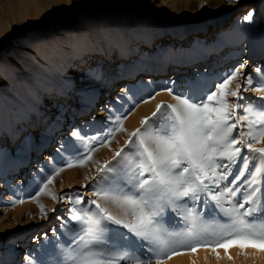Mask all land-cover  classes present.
<instances>
[{
  "label": "rangeland",
  "instance_id": "obj_1",
  "mask_svg": "<svg viewBox=\"0 0 264 264\" xmlns=\"http://www.w3.org/2000/svg\"><path fill=\"white\" fill-rule=\"evenodd\" d=\"M171 1L0 0V124H11L13 134L7 143L6 133L0 127V151L6 153L0 156V226L6 230L4 234L0 232V264H7L6 260L11 257L5 248L7 238L11 239L12 249L18 245L10 264H28L29 253L39 254L48 261L49 254H54L66 239L71 225L62 226L61 217H67L70 205L65 201L57 203L47 194L41 195L38 201L31 197L39 191L42 178L46 179L68 159V153L58 154L62 144L71 142L83 151V141L71 136L73 130H79L81 137L94 136L110 126V116L126 115L123 126L128 132L134 131L140 127L142 118L156 111L158 103H175L161 89L171 86L175 92L193 77L187 71L173 70L162 77L152 75L150 85L140 87L136 82L141 73L135 72L128 85L124 84L125 79H119L109 95L101 96L90 109L85 108L82 88L100 86L99 79L115 70V65L123 64L114 45L108 46L107 54H93L96 43L105 42L106 37L114 39L113 34L119 35L128 42L131 54L137 48V55L133 57L140 65L150 50L144 41L150 34L163 30L160 38L153 39L150 53L159 57L165 54L171 63L187 65L186 69L209 63V77L229 72L241 64L248 65L245 73L256 66L264 69V56L250 59L244 52L247 40L264 34V0H239L236 4H229L228 0H175L178 9L173 8ZM248 11L254 12L251 22L243 20ZM219 21L223 23L220 26ZM71 44H76L77 56L68 51ZM170 81H176V85L169 84ZM231 87L234 89L235 83ZM155 92L160 94L148 103L143 102ZM71 95L77 105L83 106L77 114L70 113ZM244 95L254 97L255 94ZM79 99L83 104H79ZM50 107L51 112L45 115L46 121L41 125L37 112ZM149 108L151 111L141 116ZM69 113L72 119L67 118ZM58 116H62V122L57 123ZM29 119L35 121V130L32 138L22 144ZM58 128L65 130L63 136H55ZM126 139L125 133L117 132L110 147H99L93 159L100 163L111 160L110 149H119ZM38 141L41 145H37ZM44 143L47 145L42 146ZM34 144L38 146L35 159ZM13 157L24 158L25 166L19 163L14 169ZM21 169L23 174L17 171ZM85 175L90 178L96 175V165L91 160L86 167L66 168L55 176L48 189L58 195L87 193L86 199L94 198L92 185L85 180ZM85 184L87 188L81 187ZM17 199L24 202L13 205L12 201ZM38 203L56 211L42 217ZM217 251L220 259L210 249L200 248L195 253L174 256L165 264H264V253L253 249H246L245 257L240 249L232 247L231 260L224 249Z\"/></svg>",
  "mask_w": 264,
  "mask_h": 264
},
{
  "label": "snow or ice",
  "instance_id": "obj_2",
  "mask_svg": "<svg viewBox=\"0 0 264 264\" xmlns=\"http://www.w3.org/2000/svg\"><path fill=\"white\" fill-rule=\"evenodd\" d=\"M253 16L248 11L243 20L251 22ZM247 68L241 64L213 77L205 69L175 92L165 86L161 90L175 103H158L134 131L124 128L126 115L110 116V126L94 136L73 130L83 151L62 144L58 154L68 153V159L42 178L31 197L38 201L47 194L67 202L68 215L61 219L70 230L48 261L29 253L28 264H165L200 248L210 249L216 259L220 248L230 260L232 247L245 257L246 249L264 253V69L245 73ZM247 92L254 97H245ZM117 132L127 135L124 145L110 149L111 160H94L93 153L110 147ZM90 160L96 175L84 178L94 198L48 189L66 168L86 167ZM38 207L42 217L56 211Z\"/></svg>",
  "mask_w": 264,
  "mask_h": 264
},
{
  "label": "bare ground",
  "instance_id": "obj_3",
  "mask_svg": "<svg viewBox=\"0 0 264 264\" xmlns=\"http://www.w3.org/2000/svg\"><path fill=\"white\" fill-rule=\"evenodd\" d=\"M171 5L173 6V8L178 9V4L175 0L171 1ZM219 22L220 23L218 24V26L223 24L222 21H219ZM162 33H163V30H160L156 33H153L152 35L150 34L149 38L144 41L145 47L147 49H150V50H148L146 52L145 58L143 60L144 62L140 65H138L137 59L135 57H133V56L137 55L136 54L137 48L133 49L135 54H131V52L129 51L128 42H126L124 39L119 37V35L113 34L112 36L114 37V39L106 37V39L104 40L105 42L96 43V45L93 48V52H94L93 54H96V55L107 54L108 46L114 45L116 53L123 60V64L122 63L121 64H122V66L124 65L125 67L122 68L121 64L120 65L117 64V65H115L116 69L110 71L112 73V75H111V73H109L105 77H102L101 79L98 80V83L100 84V86L91 87L88 89L82 88V91H81L82 97L81 98H83L85 103H86V106H84V107L85 108L87 107L88 109H90L91 107H93L95 105V102H97V100H99V98H101V96L109 95V93L112 91L113 86H115L116 83H119L118 82L119 79H122V80L125 79L126 81L124 82V84L128 85L129 79L132 78V76L135 74V72L141 73V74H139L138 81L136 82L141 87V86H149L150 85L149 81L151 80V76L155 75V74L158 75L159 77H162V76H166V74H168L169 72L174 70V71H178V72L180 71V73L187 71L190 73L191 76H194L195 73H201L205 69H207V71H208V69H209L208 67L211 65L209 63H208V65L207 64L204 66H199V65L197 66L196 65L190 69L189 68L186 69L187 65L179 64V63H171L169 57H166L167 55H165V54L162 55L161 57H159L154 53H150V51L153 49V39L154 38L155 39L160 38ZM111 41H113L114 43L112 44ZM263 49H264V34H261L255 39H250V40L246 41L245 47H244L245 56L249 55L250 59H255L257 57L260 58V57L264 56V50ZM68 51L73 56L74 55L77 56L78 49H77L76 44H71L70 48H68ZM131 57H133V58H131ZM92 58H93V55H92ZM173 62H175V61H173ZM114 74H116V75H114ZM122 80H120V81L122 82ZM151 81H153V80H151ZM78 102L80 104L83 101H81V99H79ZM71 103H72V106L70 109V113L77 114L79 112L78 109L79 108L82 109V107H83V106L77 105L76 102H74L72 95H71ZM51 109H52V107H50L46 110L41 108L37 112L38 115H40V119H39V117H38V119H39L41 125H43L44 124L43 122L46 121L44 117H45V115H49V113L51 112ZM150 111H151L150 108L145 110L141 116L146 115ZM70 113H69L67 118L72 119V114H70ZM140 118H142V117H139V119ZM56 119L58 120L57 123H59L60 121L62 122V116H58V117H56ZM0 127H2V129L5 131L6 137H7V143H9L13 139L11 124H9V123H4L2 125L0 124ZM59 128H58V131L55 133L56 134L55 136H58V135L63 136L64 135L65 130H61V129L59 130ZM34 130H35V121H33L32 119H29L28 128H26V133L24 134L25 137H24V140L22 141V144L26 143L27 140L29 141V139L32 138ZM43 134H46V133H43ZM38 144L41 145V143L39 141H38L37 145ZM37 145L34 144L33 148H32L33 159H35V151H38ZM46 145H47V143L42 144V146H46ZM21 153H23L22 149H21ZM4 155H6V153L4 151H0V156H4ZM18 164L21 167L25 166L24 158L23 159H17L16 157H13L12 167L14 169H17ZM17 171L20 174L24 173V170H22V169H21V171H19V170H17ZM0 232L2 234L6 233L5 228L0 226ZM5 246H6L5 248H7L8 251H10V253H11V257H9L6 260V263L10 264L11 263L10 261L13 262L12 259L16 256V251L18 249V245L15 249H12L11 239L7 238V242H6ZM262 260H263L262 262L264 263V256H263Z\"/></svg>",
  "mask_w": 264,
  "mask_h": 264
}]
</instances>
